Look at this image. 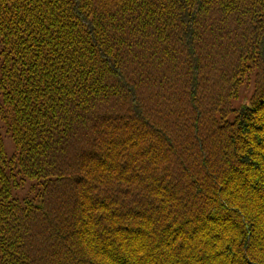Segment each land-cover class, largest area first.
<instances>
[{"label":"trees","instance_id":"obj_1","mask_svg":"<svg viewBox=\"0 0 264 264\" xmlns=\"http://www.w3.org/2000/svg\"><path fill=\"white\" fill-rule=\"evenodd\" d=\"M0 118V264H264V0H0Z\"/></svg>","mask_w":264,"mask_h":264},{"label":"rangeland","instance_id":"obj_2","mask_svg":"<svg viewBox=\"0 0 264 264\" xmlns=\"http://www.w3.org/2000/svg\"><path fill=\"white\" fill-rule=\"evenodd\" d=\"M237 102H239V101H237ZM2 123L3 122L0 118V130L2 132V137H3L4 143H5L6 152L8 154H12V153H14V145H13L11 138L8 136L7 133H5L3 126H2ZM26 188L27 187L25 186V190H26Z\"/></svg>","mask_w":264,"mask_h":264}]
</instances>
